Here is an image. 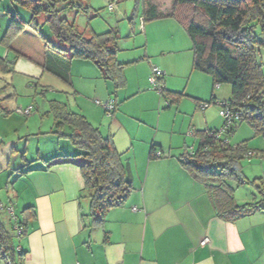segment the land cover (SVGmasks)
I'll use <instances>...</instances> for the list:
<instances>
[{"label":"crops","instance_id":"crops-1","mask_svg":"<svg viewBox=\"0 0 264 264\" xmlns=\"http://www.w3.org/2000/svg\"><path fill=\"white\" fill-rule=\"evenodd\" d=\"M151 1L165 14L144 23V53L126 56L123 52L134 46L122 43V58L120 54L117 57L126 63V83L113 96L118 108L106 120L109 126H102L103 119L98 124L103 127H98L102 133L113 136L116 149L122 150L118 152L130 167L134 186L126 201L112 207L102 221L92 215V189L85 186L80 157H70L69 161L59 158L74 155L76 149L64 151L59 140L57 147L55 142L44 141L42 128L31 129L29 117L15 113L10 109L11 101H5L8 113L0 112V201L9 199L21 204L23 211L32 207L25 233L18 244L14 242L24 251L23 264H264V208L236 220H224L206 182L195 177L181 161L188 149L186 140L183 150L173 149L179 147L180 141L172 140L168 151L162 142H157L168 107L161 102L165 97L150 86L153 66L166 72L164 84L168 92L184 93L171 104L177 109L172 131H176L183 109L192 113L190 126L196 133L217 129L221 120L216 107H201L217 98L214 81L210 74L193 68L192 47L179 29L180 23L169 15L172 1L166 8ZM17 10L21 8L12 0H0V12L4 13L0 36L10 24L11 13ZM155 33L161 37L160 42ZM152 42L158 44L152 47L154 54L150 51ZM7 52L5 49L2 55ZM14 59L15 72L22 71L31 79L38 77L45 87L52 83L63 92L72 90L76 94L83 89L91 94H84L89 98L112 97L106 92L109 83H105L106 90L100 85L102 71L89 59L72 60L70 70L80 79L74 81L71 77L70 84L26 58ZM88 103L87 113L99 116L95 103ZM84 115L94 123L88 114ZM177 134L182 141L181 133ZM31 138L38 140L35 152L31 151ZM154 144L162 149L161 157L151 156ZM56 156L59 161L50 163ZM261 184L259 191L264 190L263 181ZM23 211L22 219L26 214ZM5 221L4 226L12 234L11 217L6 216ZM206 238L208 241L202 244ZM0 264H8L1 244Z\"/></svg>","mask_w":264,"mask_h":264},{"label":"trees","instance_id":"trees-1","mask_svg":"<svg viewBox=\"0 0 264 264\" xmlns=\"http://www.w3.org/2000/svg\"><path fill=\"white\" fill-rule=\"evenodd\" d=\"M12 1L28 8L36 17L44 16L43 23L56 39L51 40L31 21L23 19L18 10L14 11L0 41L16 58H26L67 83L71 78L72 60L89 59L100 68L104 78L115 83L117 89L125 85L126 63L120 62L117 57V29L86 35L73 21L62 15L59 8L61 0ZM84 1L70 0V4L73 8L87 9ZM137 2L144 6L143 22L165 14L151 0ZM169 15L184 27L192 40L193 68L210 74L214 87L223 82L230 84L232 97L226 101L242 112L241 119L235 120L219 137L210 135L211 132L217 133L218 128L197 131L200 138L198 147L192 151L186 149L181 156L182 163L194 176L206 182L219 215L224 220H236L264 208V199L235 203V187L228 181L230 178H236L240 183L245 181L241 162L244 156L252 153L245 141L232 145L228 136L235 132L241 122H247L255 134L264 136V74L263 63L258 59V54L264 48V0H172ZM14 62L15 59L0 55V74L14 71ZM165 76L164 71L163 81ZM34 83L40 85V78ZM5 87L0 90H5ZM160 95L165 97V107H170L184 93L168 92L164 84ZM6 98L0 99V112L8 113V107L2 108ZM109 100L114 103L111 114L107 111L112 116L118 103L115 99ZM51 102L53 133L68 137L77 151L72 156L63 154L59 158L69 161L70 157H80L79 167L85 186L92 189V215L97 221H102L106 213L112 207L122 205L134 189L130 167L122 160L112 135L102 133L83 113L72 111L66 103L58 100ZM207 103H217V98ZM157 151L162 152V149L152 145L151 156L156 157ZM59 158L53 157L49 162H58ZM257 188L261 190L260 186ZM31 210L32 207H27L23 211L26 213L24 218L21 222L19 220L23 232L16 234L20 238L32 216ZM0 244L5 259L23 264L24 251L17 250L13 234L6 229L1 218Z\"/></svg>","mask_w":264,"mask_h":264},{"label":"rangeland","instance_id":"rangeland-1","mask_svg":"<svg viewBox=\"0 0 264 264\" xmlns=\"http://www.w3.org/2000/svg\"><path fill=\"white\" fill-rule=\"evenodd\" d=\"M109 1L111 0H86L84 1V4L87 5V9H84L82 7H72L70 0H61L59 3V8H61L62 15L69 20L73 21L77 28L80 31L85 32L86 35H91L93 33H103L107 32L108 30L115 28L119 32V38L117 40V48L119 49L118 54H120V57L122 58V43L125 42L126 45H133L134 47L124 51V55L131 56V55H138L139 52L144 53L145 46V33L141 31V24H142V14L144 6L141 2H137V0H119L116 2V6L113 10H111L108 6ZM172 0H155V2L161 4L164 8L170 5ZM15 3V2H14ZM17 5V4H16ZM21 8L20 15L23 19L31 21V23L40 28L51 40L56 41V39L51 35L49 32L47 26L42 22L43 16H34L33 13L26 7L19 6ZM3 12H0V22H2L3 19ZM35 17V18H34ZM42 17V18H40ZM145 23V22H144ZM178 25V24H177ZM179 29H181L183 35L188 39L190 48L193 46L192 40L190 36L185 31L184 27L179 24ZM177 26V27H178ZM172 28V27H171ZM5 29V28H4ZM3 31L1 37L3 36ZM170 32H174L176 35H178V32H176L173 29H170ZM260 33V32H258ZM130 34L129 36H127ZM156 35V39L161 40L160 36ZM144 37V38H143ZM150 51H152V47H157L158 44H155L154 42L150 43ZM6 49V46L0 41V55L3 54L4 50ZM7 50V49H6ZM8 51V50H7ZM191 53L192 51L189 50ZM129 53V54H128ZM6 54H9L8 58L14 60L15 54L13 52H7ZM119 57V58H120ZM258 59L262 61V71L264 74V48L261 49L260 54H258ZM191 59V64H192ZM15 65V64H14ZM73 70V69H72ZM71 70V77L74 78V81H78L80 78H78L77 75H75L74 71ZM152 70V69H151ZM17 72V73H16ZM12 71L8 73H4L0 77V88L3 86H6L5 90H0V99L6 98L5 101L10 100L11 101V107L10 109H14V112L17 113V108H27L29 107V104L31 103L34 109L32 110V113L30 115H25V117H29L30 121V127L31 129H35L37 126H40L44 132V141L46 142H55V146L57 147L58 140L60 141L61 149L66 150H74V147L70 141V139L66 136H60L56 133L53 134V126H54V116L53 113L50 112L51 110V101L58 100L61 102H64L67 104L69 109L75 112L82 111L84 114H88L90 116L91 120L96 124V127H101L99 124V120L103 119L102 126H109V115L107 113V110L105 109L104 105L96 104L97 100H101V102L105 103L109 99H114L115 91L119 90L120 88L115 87V83L111 79H105L101 78L100 85L105 89V83H109V90L105 89L107 93H110L111 96H107L105 99L99 96L94 97H87L84 94L91 95L90 93L85 90L82 93H74L72 90H68V92H63L60 89H57L53 87L52 83L49 84V87H45V85H35L34 82L38 81V77H35L34 79H31L22 71ZM33 78V77H32ZM78 78V79H77ZM41 80V79H40ZM30 81V82H29ZM33 81V83H32ZM82 81V80H81ZM93 83H95L96 80H91ZM7 82L12 83L10 85L7 84ZM70 84V83H69ZM92 85V84H84ZM69 85H67L68 87ZM151 88L152 85L150 84ZM122 89V88H121ZM153 89V88H152ZM159 95V92L155 89ZM213 90V88H212ZM216 90V96H217V102H221L224 100H229L231 96V85L228 83H221L219 87H215ZM88 100H92L95 105L100 109L99 116L98 114H92L86 110H89V103ZM5 101L3 103V107H5ZM25 102V105L23 103ZM162 105L165 107L166 103L163 99ZM207 103V102H204ZM134 104V103H133ZM185 104H182V108L185 107ZM216 107L218 109V113L220 110V104L217 103H207V107ZM176 110L175 104L174 107L170 106L165 109L167 116H165L161 122V130L158 132V139L157 142H162L164 145V149L168 151L170 142L173 140L175 143H178L179 141V147L173 149H185L184 140L187 142L188 149H192L193 146L197 147L199 143V136L196 132H193L191 129L192 122V113H187L184 109L181 111L180 117L178 118L176 122V131H172V127L175 125L176 121ZM19 113V112H18ZM219 120H221V123L218 127V129H221L224 124V118L219 113ZM91 122V121H90ZM92 123V122H91ZM183 128V131L181 132L180 128ZM103 128V127H101ZM68 129V128H66ZM102 131V130H101ZM175 132V133H174ZM181 133L182 141L180 140V135L177 133ZM104 133V132H103ZM195 133V135H194ZM105 135H109L108 132L105 133ZM228 139L232 145H237L245 141V144L247 145V148L250 152H252V155H246L242 159V173L245 177V181L243 183L238 182L236 178H230L228 181L235 187L234 191V198L236 203H245L247 199L257 198L256 200L264 199V193H261L257 186L259 185L262 187L261 182L263 181L264 184V136L261 134H255L253 127L248 124L247 122H241L238 124V127L236 128L235 132L230 134L228 136ZM31 147H33V150L31 151H37L38 150V140L31 138ZM119 151H122L121 149H118ZM126 161V160H125ZM261 174V175H260ZM261 176V177H260ZM14 183V182H11ZM17 184L16 186H18ZM262 191L263 188H262ZM1 195L3 196L4 193L2 192ZM9 198V197H7ZM5 207L0 209V218L1 220L6 223L5 217H11L12 214L8 211L7 206H13L14 208V214L19 218L20 222L22 221V211L23 206L21 204L16 205L15 202L9 201L7 199L6 201H0ZM6 215V216H5ZM14 242L18 244L19 236L15 233L14 225L10 227ZM15 244V245H16Z\"/></svg>","mask_w":264,"mask_h":264},{"label":"built area","instance_id":"built-area-1","mask_svg":"<svg viewBox=\"0 0 264 264\" xmlns=\"http://www.w3.org/2000/svg\"><path fill=\"white\" fill-rule=\"evenodd\" d=\"M118 0H111L109 1V8L111 10H113L116 6V2ZM141 29L143 30L144 29V22H143V19H142V24H141ZM163 73L164 71L161 70L160 68H158L157 66H153L152 67V73L150 75V83L152 85V88L157 90L160 93H162V90H163V87H164V81L162 79V76H163ZM220 84H217L216 87H219ZM98 104L100 105H104L105 109L111 114V110L114 109V103L112 100H108L106 101L105 103L101 102L100 100H97L96 101ZM217 104H220L221 108L219 110V113L220 115L224 118V124H223V127L221 129H218V132L217 133H214V132H211L210 135H215L216 137H219L223 131H225V129L229 126H231V124L235 121V120H240L241 119V115H242V112L241 110H239L238 108H236L234 105H232L229 101H221V102H217ZM202 108H205L207 107V103H203L201 105ZM33 110V107L32 106H29L27 108H22V107H19L17 108V111L23 115H30L31 112ZM193 149H191L192 151ZM156 157H161L162 156V152L161 151H157L156 152ZM249 155H252V153H249ZM5 206L0 203V209L2 210V208H4ZM7 209L8 211L12 214V222L14 223V229L16 231V233L18 235H21L22 232H23V228L21 226V223L19 222V219L18 217L16 216V214H14V208L13 206H7ZM208 241V239H204L202 241V244H205L206 242ZM17 250H21V247H17ZM7 262L8 264H18L14 261H12L11 259H7Z\"/></svg>","mask_w":264,"mask_h":264}]
</instances>
